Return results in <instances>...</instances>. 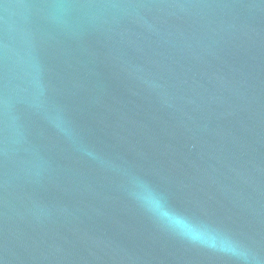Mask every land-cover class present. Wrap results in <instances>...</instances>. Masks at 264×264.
Returning a JSON list of instances; mask_svg holds the SVG:
<instances>
[{
  "label": "water",
  "instance_id": "1",
  "mask_svg": "<svg viewBox=\"0 0 264 264\" xmlns=\"http://www.w3.org/2000/svg\"><path fill=\"white\" fill-rule=\"evenodd\" d=\"M0 264H264V0H0Z\"/></svg>",
  "mask_w": 264,
  "mask_h": 264
},
{
  "label": "clouds",
  "instance_id": "2",
  "mask_svg": "<svg viewBox=\"0 0 264 264\" xmlns=\"http://www.w3.org/2000/svg\"><path fill=\"white\" fill-rule=\"evenodd\" d=\"M93 156V153H86ZM129 182L133 186L131 195L143 204V206L151 213L155 214L161 220L176 227H188L192 230V226L187 225L185 220L173 213L165 204L163 198L158 195L147 183L136 177H129Z\"/></svg>",
  "mask_w": 264,
  "mask_h": 264
}]
</instances>
